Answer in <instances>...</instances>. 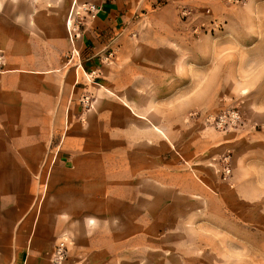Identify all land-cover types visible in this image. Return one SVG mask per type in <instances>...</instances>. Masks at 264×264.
I'll return each instance as SVG.
<instances>
[{
    "label": "rangeland",
    "instance_id": "rangeland-1",
    "mask_svg": "<svg viewBox=\"0 0 264 264\" xmlns=\"http://www.w3.org/2000/svg\"><path fill=\"white\" fill-rule=\"evenodd\" d=\"M129 1L135 2L137 19L170 0L142 10L141 0ZM220 1L222 8L208 1L183 4V15L197 18L195 33L213 38L202 41L204 48L213 45L219 51L213 62L189 66L187 98L167 102L171 130L166 136L163 113L133 117L134 146L124 157L155 172L156 179L134 177L131 187L126 183L112 196L113 211L101 213L99 195L90 186L82 195L85 209L82 204L70 215L46 211L51 203L69 200L48 195L54 165L10 163L0 156V264H73L72 236L54 225L81 219L91 232H103L101 242L106 237L119 241L121 255L113 264H264V0ZM89 4L98 5L95 0H0V41L23 38L28 47L44 48L39 63H70L64 71H76L79 62L91 66L99 55L79 43L73 58L71 42L62 51L45 35L47 28L83 31L93 21L84 10ZM106 56L102 65L114 64L117 55ZM8 62L0 46V76L9 73ZM82 73L74 95L83 109L94 107L99 91L115 97L100 81L107 78ZM2 85L0 80V99L7 92ZM148 103L139 101L141 108ZM145 141L153 146H143ZM62 241L67 255L57 261Z\"/></svg>",
    "mask_w": 264,
    "mask_h": 264
},
{
    "label": "crops",
    "instance_id": "crops-1",
    "mask_svg": "<svg viewBox=\"0 0 264 264\" xmlns=\"http://www.w3.org/2000/svg\"><path fill=\"white\" fill-rule=\"evenodd\" d=\"M95 1L101 7L100 12L78 32V38L72 39L68 32L69 41L67 31L62 28L45 31L47 40L59 43L64 47L62 51L71 42L73 58L79 43L91 55H99L91 66L79 62L76 71L74 68L64 71L70 63H39L37 59L44 48L28 47L23 38L0 41L9 54V73L0 76L7 90L3 93L6 97L0 99L3 142L0 156L10 158L4 162L54 165L50 170L48 195L70 201L51 203L52 207L46 209L49 212L70 215L82 204L84 208L82 195L90 186L99 195V210L108 213L113 211L112 196L119 195L126 183L127 188L131 187L134 177L156 179L155 172L135 166L124 157L125 152L130 153L125 149L134 146L129 125L135 121V114L156 117L163 113L166 136L171 130V109L167 102L187 98L189 66L213 62L219 51L213 45L204 48L202 41L213 42V38L195 33L196 16L185 17L182 10L187 7L183 6L185 2L201 1L222 8L224 4L220 0H170L137 19L133 1ZM157 2L141 0L140 9ZM111 51L116 52V61L102 65L103 57ZM60 58L55 55V59ZM82 71L87 75L94 71L107 78L100 81L107 84L108 90L115 91V97L99 91L95 94L94 107L83 109L81 98L75 99L74 95L79 77L85 76ZM142 99L149 100L146 108L139 105ZM143 144L147 148L153 146L148 141ZM110 149L123 151L115 153ZM54 227L70 232L71 244L75 246L68 254L73 264H113L121 255L119 241L106 237L101 242L103 232H91L86 219L55 223ZM97 243L103 245L89 251Z\"/></svg>",
    "mask_w": 264,
    "mask_h": 264
},
{
    "label": "built area",
    "instance_id": "built-area-1",
    "mask_svg": "<svg viewBox=\"0 0 264 264\" xmlns=\"http://www.w3.org/2000/svg\"><path fill=\"white\" fill-rule=\"evenodd\" d=\"M100 9H101V7L99 5H96V4H93V5L89 4V5L84 7V10L90 12V18L91 19H95L97 17L98 13L100 12ZM184 15H187V13H184ZM79 25L80 24L75 25L74 29L79 30ZM71 34H72V32H71ZM74 37L77 38L78 33L72 34V39H74ZM115 57H116V53L114 51H111L110 53H107L106 60H111V59H114ZM225 117L227 118V115H225ZM66 248H67L66 241H62L60 243V245L58 246V249L55 251V259L57 261H62L66 257V255H67Z\"/></svg>",
    "mask_w": 264,
    "mask_h": 264
},
{
    "label": "bare ground",
    "instance_id": "bare-ground-1",
    "mask_svg": "<svg viewBox=\"0 0 264 264\" xmlns=\"http://www.w3.org/2000/svg\"><path fill=\"white\" fill-rule=\"evenodd\" d=\"M219 7V6H218ZM72 24V17L69 18L68 20V27H70ZM51 31H55L54 29H52Z\"/></svg>",
    "mask_w": 264,
    "mask_h": 264
}]
</instances>
